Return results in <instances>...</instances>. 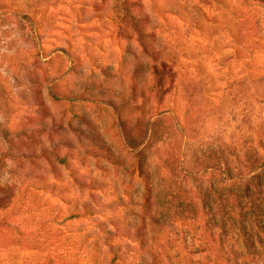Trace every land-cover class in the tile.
Listing matches in <instances>:
<instances>
[{"label": "rangeland", "instance_id": "obj_1", "mask_svg": "<svg viewBox=\"0 0 264 264\" xmlns=\"http://www.w3.org/2000/svg\"><path fill=\"white\" fill-rule=\"evenodd\" d=\"M112 258L264 264V4L0 0V264Z\"/></svg>", "mask_w": 264, "mask_h": 264}, {"label": "trees", "instance_id": "obj_2", "mask_svg": "<svg viewBox=\"0 0 264 264\" xmlns=\"http://www.w3.org/2000/svg\"><path fill=\"white\" fill-rule=\"evenodd\" d=\"M252 1H255V2H258V3H261V4H264V0H252ZM84 209V212L88 215V214H92V209H90V207L88 206H84L83 207ZM123 231V230H122ZM122 231H119L118 235L122 236V237H125L127 235H129L128 232H126L125 230L122 232ZM42 243H39L38 241H35V244H34V247H40ZM113 261V258L109 261V264H111V262ZM63 264H69V263H63Z\"/></svg>", "mask_w": 264, "mask_h": 264}]
</instances>
